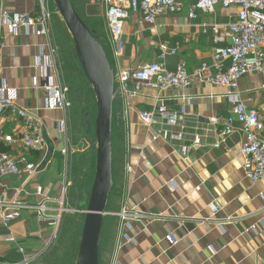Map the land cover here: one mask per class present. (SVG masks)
I'll return each mask as SVG.
<instances>
[{
	"label": "crops",
	"instance_id": "obj_1",
	"mask_svg": "<svg viewBox=\"0 0 264 264\" xmlns=\"http://www.w3.org/2000/svg\"><path fill=\"white\" fill-rule=\"evenodd\" d=\"M178 1L183 6L181 13L163 14L153 25L145 23L140 13H130L123 27L124 53L118 60L113 56L102 0L100 23L86 13L89 3L83 13H78L102 45L109 47L114 77L121 71L151 63H161L169 71L184 63L192 73L203 63H211L214 46L210 27L234 22L237 10L217 5L211 13L197 12V18L192 20L188 18L192 1ZM3 4L9 14L22 13L36 18L41 13L39 0H3ZM1 38L4 47L0 53V78L16 92V104L41 120L47 147L28 155L30 173L2 179L0 200L16 199L31 205L47 200L48 206L57 208L67 169L63 155L66 138L58 129L63 114L45 110L46 91L33 89L35 81L42 83L35 59L42 53L47 54L46 40L22 29L12 34L4 27ZM162 46L169 51L163 58ZM262 85L264 74L249 75L240 80L239 90L245 106L256 109L264 123ZM128 86L131 88L132 83ZM118 88L115 83L111 141L113 186L98 243L99 264H264V202L259 198L264 197V182L251 184L244 176L239 162L243 134L236 129L219 149L212 147L230 115L231 105L224 98V89L195 83L184 90L162 93L145 90L139 97L128 99ZM157 97L171 112H179L184 101L190 99L189 116L184 119V144H191L193 134L202 136V144L192 147L186 157L180 153L179 145L169 143L166 136L152 140L160 129L171 128L156 125L148 130L139 120L138 113L152 110L157 105ZM210 118L218 119V123L209 125ZM0 127L7 133H15L21 130V121L7 115L0 120ZM171 130L180 131V127ZM261 137L264 139V132ZM49 153L47 165L37 172ZM38 188L40 197L36 196ZM210 203L220 208L213 218L207 210ZM132 208L144 218L131 223L130 242H125L126 230L118 213ZM251 227L256 232L245 233ZM11 232L15 243H4L8 231L0 223V263H14L18 258L20 261L19 248L28 255L42 253L53 231L31 212L24 211L13 222ZM171 233L179 240L175 246L165 240Z\"/></svg>",
	"mask_w": 264,
	"mask_h": 264
},
{
	"label": "built area",
	"instance_id": "obj_2",
	"mask_svg": "<svg viewBox=\"0 0 264 264\" xmlns=\"http://www.w3.org/2000/svg\"><path fill=\"white\" fill-rule=\"evenodd\" d=\"M41 13L32 18L27 14H9L0 0V53L4 47L1 38V29L7 28L15 34L18 29L33 36L43 37L47 54L42 53L35 59V66L41 72L40 82H34L33 89L46 91L44 109L47 111H60L63 118L58 123V129L64 136L67 133L66 111L68 103L66 90L59 83L55 65V51L53 49L50 31L49 15L44 1L39 0ZM189 19H196L197 12L211 13L217 5L223 9L235 8L236 19L226 25H212L210 32L213 41V51L210 65L203 63L195 71L190 73L184 63L177 65L174 71H169L161 63L145 64L132 71H121L114 77L119 91L128 99L139 97L145 90L162 93L169 90H184L193 84L211 85L224 89V98L231 105L230 115L226 118L223 128L216 135L212 147L219 149L228 137L239 129L243 134V142L239 155V162L245 178L251 183L264 182V123L260 119L258 111L248 108L241 100L239 82L249 75L264 74V0H190ZM105 11V21L109 30L115 60L120 59L124 53L123 27L130 13H140L142 20L153 25L156 19L166 13L179 14L183 6L178 0H102ZM161 58L169 52L166 47H160ZM174 54V51H170ZM132 83L131 88L128 84ZM264 90V85H262ZM16 92L8 86L4 79L0 78V120L7 115L16 117L21 121V130L15 133H7L0 127V193L2 179L9 176L30 173L29 157L32 152H42L47 147L46 136L41 120L32 112L16 104ZM189 100L184 101L179 112H171L160 104L159 97L155 98L157 105L150 111L138 113L140 122L151 130L154 126L176 128L180 131H164L160 129L153 137L156 140L161 135L166 136L169 143H177L179 151L186 157L192 147L202 144V136L191 135V144L185 145L184 119L189 116L187 106ZM209 125L218 123V119L210 118ZM237 126V127H236ZM3 148V150H1ZM65 150L63 155H65ZM67 184V183H66ZM64 184V191L66 188ZM198 190V189H197ZM36 196H41V189L36 190ZM264 202V197H259ZM62 203L57 208L48 206L47 200H41L31 205L16 199L0 200V223L8 231L3 238L4 243H15L11 228L14 221L21 217L22 212H31L37 220L47 226L55 227L59 215L64 210ZM210 217H215L220 208L215 203L207 207ZM122 225L126 230L123 235L125 242H130L128 231L131 223L140 221L144 215L135 208L123 209L118 213ZM208 220H211L208 218ZM256 232L251 227L245 233ZM53 236V233H52ZM51 236V237H52ZM170 246L178 244V238L172 233L165 237ZM22 256L19 262L0 264H28L38 253L28 255L24 249L19 248Z\"/></svg>",
	"mask_w": 264,
	"mask_h": 264
},
{
	"label": "rangeland",
	"instance_id": "obj_3",
	"mask_svg": "<svg viewBox=\"0 0 264 264\" xmlns=\"http://www.w3.org/2000/svg\"><path fill=\"white\" fill-rule=\"evenodd\" d=\"M71 1L80 13L84 12V7L89 3L86 13L96 18V23L101 22L102 11L99 5L101 0H94L93 3L90 0ZM45 9L49 15L50 39L55 51L57 77L66 90L69 105L66 111L67 133L64 155L67 167L64 184L68 183L59 200L64 210L59 215L56 226L51 227L53 236L47 248L32 258L28 264H75L85 215L73 210L86 208L88 199L84 198L83 194L89 196L94 179L96 101L92 87L84 78L79 66L72 39L52 0H45ZM262 46L264 47V42ZM103 47L113 70L111 51L109 47L105 45ZM86 124H88L87 132ZM109 205L108 201V207Z\"/></svg>",
	"mask_w": 264,
	"mask_h": 264
},
{
	"label": "water",
	"instance_id": "obj_4",
	"mask_svg": "<svg viewBox=\"0 0 264 264\" xmlns=\"http://www.w3.org/2000/svg\"><path fill=\"white\" fill-rule=\"evenodd\" d=\"M69 33L79 66L96 101L95 174L87 206L74 209L85 215L75 264H99L98 243L103 216L113 186L112 180V110L114 102V72L99 37L87 27L71 0H52ZM88 124H86V130ZM51 154H47L37 172L45 168Z\"/></svg>",
	"mask_w": 264,
	"mask_h": 264
},
{
	"label": "trees",
	"instance_id": "obj_5",
	"mask_svg": "<svg viewBox=\"0 0 264 264\" xmlns=\"http://www.w3.org/2000/svg\"><path fill=\"white\" fill-rule=\"evenodd\" d=\"M71 3L73 4L74 8L76 9L74 3H73L72 1H71ZM76 11H77V9H76ZM77 13H78V11H77ZM93 34H94V36H96L94 32H93ZM96 37H98V36H96ZM87 131H88V129L86 130V132H87ZM1 150H3V148H1ZM18 260H19V258L16 259V260H14V262H16V261H18Z\"/></svg>",
	"mask_w": 264,
	"mask_h": 264
}]
</instances>
